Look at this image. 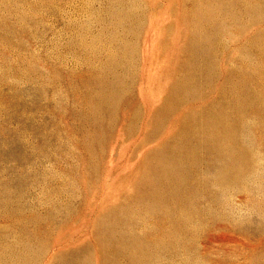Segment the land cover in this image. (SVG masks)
<instances>
[{
    "label": "rangeland",
    "instance_id": "1",
    "mask_svg": "<svg viewBox=\"0 0 264 264\" xmlns=\"http://www.w3.org/2000/svg\"><path fill=\"white\" fill-rule=\"evenodd\" d=\"M0 264H264V0H0Z\"/></svg>",
    "mask_w": 264,
    "mask_h": 264
}]
</instances>
